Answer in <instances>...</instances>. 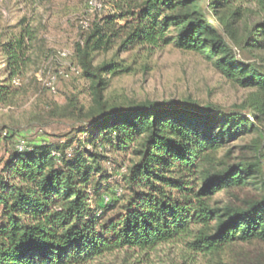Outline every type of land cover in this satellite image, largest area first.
Masks as SVG:
<instances>
[{
    "label": "trees",
    "instance_id": "trees-1",
    "mask_svg": "<svg viewBox=\"0 0 264 264\" xmlns=\"http://www.w3.org/2000/svg\"><path fill=\"white\" fill-rule=\"evenodd\" d=\"M108 1L115 13L99 18L74 47L92 98L85 114L70 98L77 127L65 139L27 142L0 126V148L12 146L0 169V264H89L117 251L137 254L140 262L170 243L207 255L237 242H264V59L254 54L264 50V16L234 27L241 4L264 10V0ZM15 28L0 26L6 74L0 103L16 94L13 80L24 76L39 40L26 17ZM168 44L203 54L250 96L230 107L104 98L108 79L132 66L116 59L94 65L95 53L113 47L151 53ZM246 135L253 137L236 147L240 155L218 156L231 154L227 144ZM108 150L130 157L119 193L111 191L104 203ZM250 185L260 194L240 205L217 199L223 190Z\"/></svg>",
    "mask_w": 264,
    "mask_h": 264
},
{
    "label": "rangeland",
    "instance_id": "rangeland-1",
    "mask_svg": "<svg viewBox=\"0 0 264 264\" xmlns=\"http://www.w3.org/2000/svg\"><path fill=\"white\" fill-rule=\"evenodd\" d=\"M109 3L108 0H103ZM207 2L208 0H203ZM111 5V4H110ZM242 14L234 23L235 28L258 21L264 10L255 2L241 4ZM107 12L91 13L85 0H0V26L16 31L21 17H26L38 29L39 40L32 61L12 98L0 103V126L15 129L27 142L58 141L65 139L73 127H77L79 112L72 113L70 98L78 99V106L85 112L92 105L88 82L80 75L74 56V47L83 39L93 24ZM219 15H215L218 20ZM86 19L84 29L80 21ZM264 59V50L254 52ZM110 59L124 60L132 71L108 79L104 98L110 103L142 102L145 100H193L200 104H216L223 107L239 105L246 101L251 90L239 87L219 71L199 52L182 51L172 44L149 53L135 48L117 53L113 47L93 55L97 65ZM65 71L67 78L57 77L55 91L48 88L49 78L55 71ZM6 79L3 56L0 53V83ZM16 89V90H15ZM264 127V116L262 117ZM252 135L227 144L231 154L225 151L218 156L231 159L242 152L236 147L249 143ZM21 144L24 141H20ZM11 144L0 148V169L7 159ZM105 163L110 181L102 187V195L111 194L118 187L122 172L129 165V155L113 150L106 152ZM260 194L258 185L223 190L217 199L223 204L240 205L243 200ZM96 203H101L97 197ZM137 254L117 251L89 264H264V242L253 240L237 242L217 253L193 255L181 244L159 246L138 262Z\"/></svg>",
    "mask_w": 264,
    "mask_h": 264
},
{
    "label": "built area",
    "instance_id": "built-area-1",
    "mask_svg": "<svg viewBox=\"0 0 264 264\" xmlns=\"http://www.w3.org/2000/svg\"><path fill=\"white\" fill-rule=\"evenodd\" d=\"M85 6L88 10V12H93V13H102V12H107L108 14H113L115 13V9L112 7V5H110V3H106L103 0H85ZM80 25L82 28L86 29L89 27V23L86 19H82L80 21ZM60 76L62 78H67L68 77V73L65 71H60L57 70L56 73H54L53 75L50 76L49 78V83H48V88L51 91H55V84H56V80L57 77ZM13 84L14 85H19L20 81L19 79H14L13 80ZM23 144L20 143L19 148H22ZM119 193V189L116 190ZM102 200L104 203L108 202L110 200V197L108 195H103L102 196Z\"/></svg>",
    "mask_w": 264,
    "mask_h": 264
}]
</instances>
